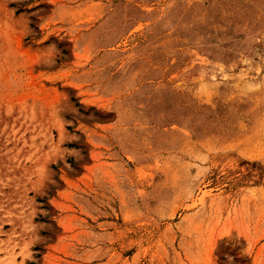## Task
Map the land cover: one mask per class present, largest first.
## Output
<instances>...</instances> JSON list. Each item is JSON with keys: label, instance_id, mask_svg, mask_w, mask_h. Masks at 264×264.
Listing matches in <instances>:
<instances>
[{"label": "rangeland", "instance_id": "1", "mask_svg": "<svg viewBox=\"0 0 264 264\" xmlns=\"http://www.w3.org/2000/svg\"><path fill=\"white\" fill-rule=\"evenodd\" d=\"M0 264H264V0H0Z\"/></svg>", "mask_w": 264, "mask_h": 264}]
</instances>
